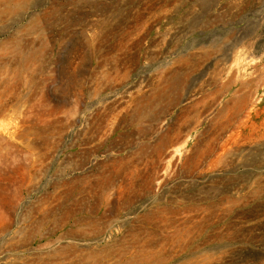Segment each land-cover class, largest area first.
<instances>
[{
    "label": "rangeland",
    "instance_id": "rangeland-1",
    "mask_svg": "<svg viewBox=\"0 0 264 264\" xmlns=\"http://www.w3.org/2000/svg\"><path fill=\"white\" fill-rule=\"evenodd\" d=\"M264 264V0H0V264Z\"/></svg>",
    "mask_w": 264,
    "mask_h": 264
},
{
    "label": "bare ground",
    "instance_id": "bare-ground-1",
    "mask_svg": "<svg viewBox=\"0 0 264 264\" xmlns=\"http://www.w3.org/2000/svg\"><path fill=\"white\" fill-rule=\"evenodd\" d=\"M44 264H50V263H44Z\"/></svg>",
    "mask_w": 264,
    "mask_h": 264
}]
</instances>
